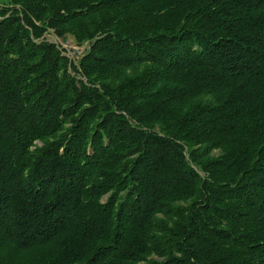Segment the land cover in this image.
<instances>
[{"label":"trees","instance_id":"1","mask_svg":"<svg viewBox=\"0 0 264 264\" xmlns=\"http://www.w3.org/2000/svg\"><path fill=\"white\" fill-rule=\"evenodd\" d=\"M7 244L0 264H264V0H0Z\"/></svg>","mask_w":264,"mask_h":264},{"label":"rangeland","instance_id":"2","mask_svg":"<svg viewBox=\"0 0 264 264\" xmlns=\"http://www.w3.org/2000/svg\"><path fill=\"white\" fill-rule=\"evenodd\" d=\"M62 36H65V40H62ZM45 38L56 43L62 54L68 57L74 64L78 63V60L88 48L87 41L78 44L71 35H61L60 33V36H56L54 34V30H50L48 33H46ZM103 201H105V199ZM14 252L15 251L12 249L11 245L7 244L4 246L0 251V262L5 263L8 261V256ZM45 252L46 251L41 250L40 253L42 254ZM36 254L37 252L31 250L25 252H16L15 258L19 261L24 260L26 263H29Z\"/></svg>","mask_w":264,"mask_h":264},{"label":"water","instance_id":"3","mask_svg":"<svg viewBox=\"0 0 264 264\" xmlns=\"http://www.w3.org/2000/svg\"><path fill=\"white\" fill-rule=\"evenodd\" d=\"M54 34H55L56 36H60V31H59L58 29H55V30H54ZM62 40H65V36H62Z\"/></svg>","mask_w":264,"mask_h":264}]
</instances>
